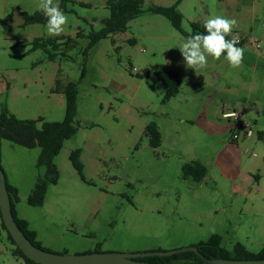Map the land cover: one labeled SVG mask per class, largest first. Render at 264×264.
Here are the masks:
<instances>
[{
    "label": "rangeland",
    "instance_id": "374dc122",
    "mask_svg": "<svg viewBox=\"0 0 264 264\" xmlns=\"http://www.w3.org/2000/svg\"><path fill=\"white\" fill-rule=\"evenodd\" d=\"M178 1L144 0L143 13L126 32L101 40L85 57L88 36L110 15L107 0H70L65 7L54 0L68 16L57 37L73 39L59 51H32L34 40L56 38L46 23L23 25L24 13L42 12L39 0H0V109L20 120L61 122L66 99L53 92L57 81L78 87V131L54 158L59 180L48 185L42 206L28 203L47 173L38 167L40 148L0 139V165L18 190L16 213L43 249L69 255L168 252L214 235L230 251L237 243L254 254L264 249V0L253 21L241 17V0H180L184 31L221 15L237 21L232 33L247 37L237 45L245 49L240 68L209 56L198 73L185 66L178 49L186 37L150 11ZM146 71L149 77H139ZM158 71L181 76L178 95L166 102ZM231 111L250 128L224 118ZM150 125L161 133L156 148L146 132ZM76 149L85 179L70 160ZM195 162L207 169L199 182L183 173ZM1 222L0 264H25L14 256ZM137 250L146 251L132 252Z\"/></svg>",
    "mask_w": 264,
    "mask_h": 264
},
{
    "label": "trees",
    "instance_id": "16d2710c",
    "mask_svg": "<svg viewBox=\"0 0 264 264\" xmlns=\"http://www.w3.org/2000/svg\"><path fill=\"white\" fill-rule=\"evenodd\" d=\"M62 7H65V3L70 0H61ZM144 0H107L106 7L110 12L108 18L103 19L102 23L104 27L100 31H94L88 36L89 44L84 50L85 57L88 56L89 50L94 47L98 42L110 36L117 35L119 33L126 32L129 23L132 20L138 18L142 13V6ZM180 0L169 7H153L150 11L154 14L162 15L166 17L173 27L181 33L184 37L194 35L196 33H204V27L198 23H192V32L188 33L183 30L182 22L183 16L179 11ZM23 20L25 26L36 23H47L46 18L42 12H36L34 14H23ZM83 36L82 32L77 34V37ZM231 39V37H227ZM73 39L68 37L67 41L64 38L56 37L49 38L47 40L36 39L32 43V51L38 49L49 50V47L54 51H59L63 46L71 44ZM133 43V41H130ZM22 43H25L22 42ZM73 45V44H71ZM57 54H50L51 58H54ZM85 76V69L83 68L81 79ZM150 72L146 71L139 77H149ZM157 78L165 84L167 87L166 96L164 102L169 101L178 95L181 88V76L177 71H158L156 72ZM57 86L53 90L55 94H62L66 99V114L65 118L61 122L47 123L43 118L38 120H20L15 115L11 114L6 108L0 109V138L7 140L15 145H20L28 149H34L39 147L41 150L38 167H46V176L39 177L32 195L28 199V203L31 206H42L45 201L47 187L49 184H57L59 180V170L54 164V158L61 151L66 140L73 138L78 131L75 126V118L77 115V98L78 87L76 83L68 82L65 87ZM146 132L151 136V145L158 147L161 143V133L156 125H150L146 128ZM70 160L73 167L77 170L82 179L84 177V165L81 161V150L76 149L71 152ZM183 173L186 178H193V180L201 181L207 173V169L200 163H192L183 166ZM7 188L12 200V211L14 219L26 235V237L37 247L42 248L39 242L36 241L37 234L34 230L29 228V223L20 219L16 213L15 203L19 201L18 190L9 184L7 180ZM0 217L1 212H0ZM1 226L7 231L3 221ZM8 238L15 246L14 256L21 258L25 264H38L28 259L23 252L16 246L10 233ZM200 255L195 252H185L166 257H146L140 260L148 262H158L164 264H203L206 259L223 258V259H235V260H260L264 259V249L259 253L254 254L249 252L242 244L237 243L232 251L227 250L222 246V239L218 235L212 236L207 242H201L196 245Z\"/></svg>",
    "mask_w": 264,
    "mask_h": 264
},
{
    "label": "clouds",
    "instance_id": "9594fccd",
    "mask_svg": "<svg viewBox=\"0 0 264 264\" xmlns=\"http://www.w3.org/2000/svg\"><path fill=\"white\" fill-rule=\"evenodd\" d=\"M37 7L46 18L47 34L51 37L63 34L68 16L54 4V0H39ZM236 25L235 19L226 16L216 15L206 19L203 24L205 32L189 35L178 47L185 66L198 73L207 66L209 56L215 60L223 56L230 67L240 68L245 49L237 46L238 37L227 38Z\"/></svg>",
    "mask_w": 264,
    "mask_h": 264
},
{
    "label": "water",
    "instance_id": "95a60500",
    "mask_svg": "<svg viewBox=\"0 0 264 264\" xmlns=\"http://www.w3.org/2000/svg\"><path fill=\"white\" fill-rule=\"evenodd\" d=\"M0 212L2 221L10 233L16 246L30 260L38 264H164L140 260L146 257H166L185 252H195L202 256L195 247H186L168 252L147 253H116V252H94L81 255L57 254L35 246L18 227L13 211L12 200L7 188V178L0 165ZM203 264H264L260 260H235L212 258L206 259Z\"/></svg>",
    "mask_w": 264,
    "mask_h": 264
},
{
    "label": "crops",
    "instance_id": "0c3cea01",
    "mask_svg": "<svg viewBox=\"0 0 264 264\" xmlns=\"http://www.w3.org/2000/svg\"><path fill=\"white\" fill-rule=\"evenodd\" d=\"M240 3L246 8V11L241 15V17L243 19H245V21H253L255 20V18L257 17L258 15V12H260L258 10V7L260 9V7L262 6V2L261 0H241ZM259 3V4H258ZM89 6V5H87ZM253 33V31H251V34ZM232 36H236L238 38L241 39V42L240 44H242L243 40H245L247 37H246V34L244 32H238V31H234L230 37L232 38ZM253 42L254 41H258V40H254V39H251ZM264 40V36H263V39ZM259 42V41H258ZM59 95H62V94H59ZM64 96V95H63ZM1 139V138H0ZM126 251L125 252H130L129 249H125ZM146 250L144 251H140V250H137V251H132V252H145Z\"/></svg>",
    "mask_w": 264,
    "mask_h": 264
},
{
    "label": "built area",
    "instance_id": "2783aa9c",
    "mask_svg": "<svg viewBox=\"0 0 264 264\" xmlns=\"http://www.w3.org/2000/svg\"><path fill=\"white\" fill-rule=\"evenodd\" d=\"M238 39H239V43H240L241 39L240 38H238ZM254 43H256L257 47H259L258 41H254ZM223 116H224V118L229 119V120L234 119L236 121L237 127H240V128L243 127L246 129L250 128V125L244 123L241 115L239 113H237L236 111H231V112L225 113ZM251 135H252L251 130H248L247 136L250 137Z\"/></svg>",
    "mask_w": 264,
    "mask_h": 264
}]
</instances>
